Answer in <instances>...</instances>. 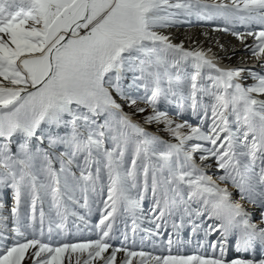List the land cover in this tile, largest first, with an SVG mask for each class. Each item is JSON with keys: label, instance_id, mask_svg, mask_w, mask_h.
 I'll use <instances>...</instances> for the list:
<instances>
[{"label": "snow or ice", "instance_id": "snow-or-ice-1", "mask_svg": "<svg viewBox=\"0 0 264 264\" xmlns=\"http://www.w3.org/2000/svg\"><path fill=\"white\" fill-rule=\"evenodd\" d=\"M181 16L222 20L217 31L241 42L253 37L246 50L264 60V0H0V187H10L14 197L10 215H0V264H65L66 254L69 264L73 255L74 264H117L118 252L125 253L120 264H133L134 257L138 264H264L255 255H227L230 243L236 252L264 250V64L260 71L220 67L210 49L174 43L163 30L182 23ZM237 25L259 30L240 32ZM245 73L255 81L247 87L239 82ZM128 74L129 87L151 93L144 97L152 110L145 122L165 125L177 142L133 122L117 103L113 92L137 106L123 86ZM172 99L184 102L181 113L186 104L193 115L202 111L199 126L176 123L160 110L161 101ZM60 146L64 151H55ZM196 152L204 153L201 161L217 162L224 172L219 180L230 181L240 200L207 174L210 165L197 164ZM74 162L79 175L71 171ZM105 175L104 213L94 225L98 238L53 247L54 227L66 235L70 215L84 220L68 208L69 201L79 203L75 190L89 208L88 193H97L98 184L103 193ZM138 186L151 188L156 236L171 222L179 237L187 220L194 236L203 233L211 255L172 254L183 243L172 234L161 248L168 255L113 248L121 206L133 217L140 207L143 196L128 194ZM48 197L54 213L47 216L45 243L42 205ZM241 200L259 206L258 222ZM22 204L30 213L22 214ZM212 234L217 239L209 242ZM9 238L11 246L4 243Z\"/></svg>", "mask_w": 264, "mask_h": 264}, {"label": "rangeland", "instance_id": "rangeland-1", "mask_svg": "<svg viewBox=\"0 0 264 264\" xmlns=\"http://www.w3.org/2000/svg\"><path fill=\"white\" fill-rule=\"evenodd\" d=\"M207 2L211 3L212 0H207ZM179 19L182 21V23L175 25L171 28L163 30L164 34L172 36L175 39L176 43L183 41L186 49H197V48H201L204 50L210 49L211 52L215 55V57L217 58V60L219 62L225 61V64H222V67H225V68H226V66H227V68L246 67V68L251 69L252 71H260L261 67L260 68L250 67V66L243 65V63H238L241 60L246 61V60L252 59L254 57V56H252L250 51L246 50V47H245V45H251L253 43V39H254L253 37H248L243 43L244 46L242 45L241 48L237 49V47H235V44H238L239 41H236V40H239V39H237L235 36L231 35L230 32H224V31H217L216 30L217 28L222 29L224 27V22L222 20L215 19V20L205 21V20H199L195 16H190V17L181 16V17H179ZM176 30H178V31H176ZM235 30L240 31V32H245L248 30L258 31L259 26L253 25L250 29H245L243 26L237 25ZM207 32H212V33L214 32L213 34H216V35L213 37H208L206 35ZM218 37H219V39H218ZM223 39L227 40L228 43L224 44L221 41ZM175 41H174V43H175ZM230 43H231V45H229ZM220 45H223V48H221ZM227 46H228V48H227ZM249 57H251V58H249ZM189 71H190V69H189ZM262 74H264V73H262ZM241 81L245 84V87H247V86H249L255 82L250 76L247 75V73H245L244 76L241 77ZM131 83H132L131 74H128L123 81V86H124L125 90L133 98L137 99V106L138 107H144V108H146V110L143 113L137 112V110H136L137 106H131L121 95L113 92V95L117 96V98L121 100V103L125 109L124 112L126 114H128L129 116L133 117L134 119H136V121L139 124H141V126H144L149 132L159 136L161 139H163L167 142H171V143L177 142L176 139L174 137H172V135L166 130L165 125L157 124V123L147 124L145 122L146 116L151 114L152 110H151V107L146 106L144 97H145V95H150L151 93H150V91L146 93L143 88L129 87L131 85ZM203 102L204 103H210L208 98H205ZM179 103H184V102L179 101L177 99H172L171 102L161 101V103L159 104V108L161 111L168 112L170 118H172L176 123H183L186 120L190 125H192L194 127L199 126L200 120L204 118L203 112L198 111L196 115H193L191 109L186 104L185 110L181 113L180 109L178 107ZM210 122H211V117H210V113H209V118L205 121V130L207 129V125ZM98 123H103V120L98 121ZM61 131L63 132V129H61ZM184 131L187 132L188 130L184 129ZM0 142H3V141L0 140ZM191 143H204L205 147H211V145H209L205 142H201V141L193 140L190 142V144ZM42 146L47 147V141H44ZM105 146L110 147L111 142L106 141ZM13 150H15V146L13 147ZM55 151L63 152L64 148L62 146H60ZM55 151L53 152L54 155H55ZM201 155H204V153L196 152L193 154V157L196 160L197 164H199L201 166H204L205 164L210 165V167L207 168V174L212 176L213 179L216 180L217 183L222 185V187L227 186L224 182L219 180V177L221 176V174H224V172L222 169H220L218 167L217 162L213 158H209L207 161H201L200 160ZM80 163L82 164V158H80ZM55 167L59 168L58 162L55 164ZM71 171L75 172L77 175H79L80 168L77 167L75 162L71 166ZM93 171H94V167H93ZM61 183L63 184V177H61ZM102 183L105 186L102 194H99V190H100L99 184L97 185V193H92L91 191L88 193L89 208L82 207V204H83L82 196H83V194L81 193L79 188H77L75 190L74 200L79 201V203H74L72 201H69L68 202V208H69L70 212H76L77 216H83L84 217V220H83L84 223L81 220L77 219L76 216L70 215L68 218V222H67L68 228H67L66 236H68V238L71 237L70 232L72 231L73 228H75V226H81L82 230L80 232L83 235H87V233L89 231L97 230L94 227V225L99 223L101 215L104 213V205H103L102 201L107 199V188H106L107 177H106V175L103 176ZM142 183H143V181H142V177H141L140 184L142 185ZM234 191L239 193L238 189H236ZM128 194L130 195V197L132 199H140L141 196H143V199H140V207H139L140 211L137 214H140L138 216H139V218L143 219L142 222L144 224H146V222L148 221V217L151 216L154 218L155 216L158 215V212L152 211V209L154 207V199H153V195H152L150 186H149V189L147 191H145L142 186H138L137 188L130 189ZM13 199H14L13 190L10 187H0V204H3V208H0V215H3V216L10 215L11 207L14 204ZM42 206H43L44 212L46 213V219H45V226L46 227L44 229L45 235L42 239L47 240L48 239L47 216H48V214L54 213V210L51 207L50 197L45 198ZM40 207H41V205L38 202L37 215L39 214ZM144 210L145 211L147 210L146 213ZM21 212H22V214L30 213V208L28 206L22 204ZM121 212H124L123 206H121V210L117 214V217H116L117 222L114 225L113 236L115 237L114 238L115 240H119V238L121 236H122V238L125 237V228H126L125 221L127 219L130 220V222H131L130 226L133 227V221L135 220V218H133V215L131 213H128V215L125 219L124 217L120 216ZM154 220H155V218H154ZM178 220L179 219L177 218V221ZM152 221L153 220L150 219L147 225L150 226V223H152ZM68 224H70V226H72V227H70ZM124 225H125V228H122V227H124ZM136 225H137V223L135 220V226ZM9 227H11L10 223H9ZM136 228H137L136 233H138L137 236L138 237H144V235H141V233L145 227H143V228L141 227L142 228L141 229L138 226H136ZM149 230H151V229H149ZM115 231H118L119 236H117L115 234ZM5 235H7V232L5 233ZM59 235H60L59 230H56L54 227V231H53L51 239H56ZM76 235H78V234H76ZM37 237L39 238V231L38 230H37ZM28 238L29 239L33 238L31 233L28 234ZM12 242L13 241L11 240V238L4 241V243L7 244L8 246H11ZM124 258H125V253L123 252L121 259L124 260ZM72 259H73L72 264H74L75 257L73 256ZM122 260H119L118 261L119 263L117 262V264H120V262ZM24 264H32V261L29 259H25ZM66 264H69L68 259H67Z\"/></svg>", "mask_w": 264, "mask_h": 264}, {"label": "bare ground", "instance_id": "bare-ground-1", "mask_svg": "<svg viewBox=\"0 0 264 264\" xmlns=\"http://www.w3.org/2000/svg\"><path fill=\"white\" fill-rule=\"evenodd\" d=\"M178 29V28H177ZM169 31V30H168ZM178 31V30H176ZM214 33V32H213ZM212 32H207L206 35L208 37H213L215 36L216 34H213ZM177 35V34H176ZM205 35V34H204ZM172 37V36H171ZM223 37V36H222ZM248 38V37H247ZM173 39V42L175 41V39L172 37ZM219 39V37H218ZM222 39V38H221ZM229 40V39H228ZM224 44L225 43H228L227 40L223 39L221 40ZM236 41H239L238 44H235V47L238 48H241V46L243 45L244 41L241 42L240 40H236ZM235 42V41H234ZM176 43V41H175ZM231 45V43L229 44ZM244 46V45H243ZM228 48V46H227ZM233 49V48H232ZM251 58V57H249ZM238 63H243V65L245 66H250V67H256V68H260L261 67V64H264V60H257L256 57H253L252 59H249V60H241L239 61ZM222 64H225V61L223 62H219V66L222 67ZM227 68V66H226ZM244 86L245 84L241 81H240ZM114 98L116 99L117 103L121 104V107L123 109V111H125L122 103H121V100L117 98V96H114ZM259 98H264V97H259ZM131 117V116H130ZM133 122L135 123H138L136 121V119H134L133 117H131ZM139 124V123H138ZM141 125V124H140ZM144 127V126H142ZM222 186V185H221ZM227 187V186H226ZM229 191H231L233 193V198L236 199V200H240V197H239V193L238 192H235L234 190H236L232 185L231 187L228 188ZM13 202H14V199H13ZM245 209L247 211H249L250 213H252V219H253V222H258L259 221V214H260V211L261 209L259 208L258 205H254V204H251L249 203L247 200H241L240 201ZM137 213H139L140 209L138 208L137 210ZM145 211V210H144ZM143 211V212H144ZM147 211V210H146ZM145 211V213H146ZM148 213V212H147ZM150 213V212H149ZM49 215V214H48ZM92 215V214H91ZM137 215V216H136ZM140 214H136L135 213V220L139 219V220H143L141 218H139ZM98 216V215H97ZM87 219V218H86ZM92 219V218H91ZM96 219V218H95ZM128 220V219H127ZM75 221V220H74ZM86 221V220H85ZM83 222V221H82ZM117 222V221H116ZM115 222V223H116ZM177 223H179V220L176 221ZM199 222V221H198ZM84 223V222H83ZM137 223L140 224L137 220ZM206 223H211V221H207ZM91 224V223H90ZM70 226V224H68ZM92 225V224H91ZM46 227V226H45ZM72 227V226H70ZM68 228V227H67ZM92 228V227H91ZM132 228L130 225L129 226H126L125 228V234L127 235V240L125 241V238H122V236L119 238V240H115V239H112L109 241V243L112 245L113 248H122V247H127L129 248V250L131 251H145V252H149L151 253L153 256L155 255H168V251L167 250H161L162 246L164 243L166 245L167 243V240L164 241L162 240V236L163 234H172V238L173 240H176L177 238H179L180 236L184 235L185 233L188 235V237L192 234L191 232V227L189 225H187V220H186V226L180 230L179 232V237H177L175 234L172 233V229H171V222H169V227L167 229H161V233L162 235L161 236H156L155 234L153 235H150L149 234V229L152 230V233L154 232L155 233V227H154V223L152 221V223H150V226L149 225H146V227L142 230V233L141 235H144V237H138L137 234L135 232V234H133L132 232ZM147 228V229H146ZM149 228V229H148ZM153 228V229H152ZM71 229V228H70ZM69 229V230H70ZM142 229V228H141ZM68 230V231H69ZM82 228L81 226H75V228L72 229V231L70 232L71 233V237L68 238V236H66L64 233L60 232V235L56 238V239H51V243H52V246L55 247V246H58L60 243H79V242H85L87 240H94V239H97V233H98V229L97 230H93V231H89L87 233V235H83L81 234V231ZM137 230V228H136ZM58 232V231H57ZM141 232V231H140ZM69 233V232H68ZM78 234V235H76ZM115 234L117 236L118 235V231H115ZM114 234V235H115ZM149 234V239L147 238L146 239V235ZM198 235V234H197ZM216 234H212L210 237L214 236ZM208 237V238H210ZM38 238V237H37ZM43 242L47 243L49 242V240H44L43 239ZM153 242H155V247L153 246ZM157 247V248H156ZM111 249H109V253H110ZM197 251L198 253H192V252H186V251H183V252H179L178 251V247L175 245L172 249V254H183V255H192V254H200V255H204V254H208V255H211V253L207 252L206 250H203L201 249L200 245H197ZM239 254H242V258H252L253 255H255L256 258H264V250L262 249H257L255 253H252V252H235L234 249L232 248H229L228 249V258L229 259H233V258H239ZM122 255H123V252H118L117 253V262L119 260H122ZM74 256V255H73ZM75 257V256H74ZM73 260V259H72ZM138 261H139V257H134L133 258V264H138ZM67 263V254H66V258H65V264ZM119 263V262H118Z\"/></svg>", "mask_w": 264, "mask_h": 264}]
</instances>
